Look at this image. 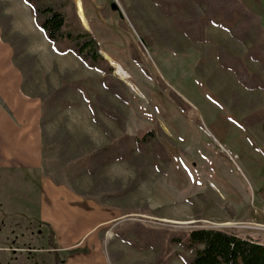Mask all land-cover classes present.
Masks as SVG:
<instances>
[{
  "label": "rangeland",
  "instance_id": "rangeland-1",
  "mask_svg": "<svg viewBox=\"0 0 264 264\" xmlns=\"http://www.w3.org/2000/svg\"><path fill=\"white\" fill-rule=\"evenodd\" d=\"M165 1L172 13L185 16L179 0ZM238 1L261 21L262 49L252 51L249 35L235 38L232 31L243 32L221 16L215 19L220 26L208 24L204 41L197 42L151 0H73L80 24L114 69L108 78L120 98L103 88V74L73 54H56L31 10L25 22L18 1L0 0V25L13 61L26 90L41 101V175L121 214L102 232L113 264H158L151 248H139L147 228H221L264 242V0ZM192 7L202 14L203 7ZM219 48L227 54L221 63ZM250 51L258 54L256 61ZM232 57L257 77L253 86L249 77L238 81L223 68ZM115 65L129 80L116 75ZM169 91L186 103V112ZM89 103L109 135L93 121ZM148 131L163 146L167 163L149 144L146 154L136 150L134 138ZM118 140L129 158L101 167L90 158ZM39 180L0 178V264H63L38 218ZM171 251L169 264L191 257L178 245Z\"/></svg>",
  "mask_w": 264,
  "mask_h": 264
},
{
  "label": "trees",
  "instance_id": "trees-1",
  "mask_svg": "<svg viewBox=\"0 0 264 264\" xmlns=\"http://www.w3.org/2000/svg\"><path fill=\"white\" fill-rule=\"evenodd\" d=\"M46 0H23L33 14L37 28L44 34L52 49L57 54H73L88 69L95 70L104 75L102 86L105 90L118 97L123 94L116 89V85L108 78L113 72V67L104 58L100 51L99 42L86 31L77 17L76 5L73 0H60L56 3H46ZM156 4L165 16H172L176 27L188 38L197 42H203V30L208 24L218 25L215 19L221 16L225 21L233 23L243 33L231 34L243 41V36L253 40V50L262 49V25L258 16L246 8L238 0H179V5L185 8L186 14L182 16L179 12L172 13L169 3L165 0H151ZM203 7L201 15H197L192 7ZM220 26V25H218ZM254 61L258 54H247ZM227 54L224 49H217V58L220 62ZM136 63L138 57L133 55ZM232 63L222 64L224 69H231L238 81L244 82L247 77L252 82L257 80L255 75H249L242 66V59L232 57ZM221 63V62H220ZM160 80V79H159ZM161 82V81H160ZM162 83V82H161ZM162 88H164L162 86ZM257 88V87H255ZM166 89V87H165ZM169 96L176 106L186 112L188 106L173 91ZM89 111L93 121L100 125L108 134L105 127L98 122L93 106L89 103ZM109 115V114H108ZM118 120L115 115H109ZM115 147L97 150L90 158L95 159L98 165L104 166L116 160H124L131 155L126 151L123 140L115 142ZM135 148L140 153L147 152L145 145H151L155 154L162 162H168V157L163 146L155 138L154 131H148L141 138H134ZM140 234V231H136ZM147 240L146 244L139 245L140 249L151 248L156 254L158 264H169L168 261L173 254L172 245H178L191 253L185 264H264V242L258 241L251 236H240L232 231L200 227L190 229L184 233H167L161 230L143 229L140 240Z\"/></svg>",
  "mask_w": 264,
  "mask_h": 264
},
{
  "label": "crops",
  "instance_id": "crops-1",
  "mask_svg": "<svg viewBox=\"0 0 264 264\" xmlns=\"http://www.w3.org/2000/svg\"><path fill=\"white\" fill-rule=\"evenodd\" d=\"M16 1L20 18L31 20L29 7ZM41 121V101L26 90L0 25V178L40 179L38 218L52 239L51 252L59 254L63 264H113L102 232L109 231V224L121 214L41 175Z\"/></svg>",
  "mask_w": 264,
  "mask_h": 264
},
{
  "label": "bare ground",
  "instance_id": "bare-ground-1",
  "mask_svg": "<svg viewBox=\"0 0 264 264\" xmlns=\"http://www.w3.org/2000/svg\"><path fill=\"white\" fill-rule=\"evenodd\" d=\"M79 11L81 12V9H79ZM116 75L123 80H129L127 73L118 66H116Z\"/></svg>",
  "mask_w": 264,
  "mask_h": 264
},
{
  "label": "water",
  "instance_id": "water-1",
  "mask_svg": "<svg viewBox=\"0 0 264 264\" xmlns=\"http://www.w3.org/2000/svg\"><path fill=\"white\" fill-rule=\"evenodd\" d=\"M111 8H112L113 10H116V9H117V7H116L115 4H113V5L111 6Z\"/></svg>",
  "mask_w": 264,
  "mask_h": 264
}]
</instances>
